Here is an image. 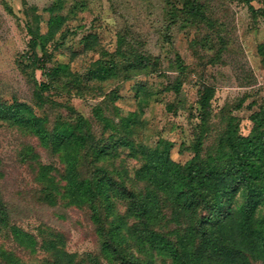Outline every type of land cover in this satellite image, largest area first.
Masks as SVG:
<instances>
[{
	"label": "rangeland",
	"instance_id": "obj_1",
	"mask_svg": "<svg viewBox=\"0 0 264 264\" xmlns=\"http://www.w3.org/2000/svg\"><path fill=\"white\" fill-rule=\"evenodd\" d=\"M201 3L205 18L184 21L177 15L171 22L168 0H0V99L15 98L43 110L48 128L64 119L75 121L81 113L96 130L94 108L119 89L114 104L122 114L134 113L136 141L156 147L169 140L172 159L182 163L192 156L182 150L184 144L200 146L203 158L223 165L240 144L264 141V0H251L255 9L248 0ZM134 50L149 57L148 67L128 68V51ZM32 51L38 63L29 59ZM114 66L116 72L99 75ZM208 89L204 120L199 102ZM40 94L49 99L42 105ZM105 110L116 121L122 116L112 105ZM29 147L43 162L57 161L30 129L0 118V192L14 220L39 236L40 227L63 232L71 252H99L86 210L49 206L34 196L39 187L35 162L22 158ZM123 159L133 175L141 161L128 149H121L122 164ZM235 191L233 200L240 206L243 187ZM258 203L262 216L264 200ZM164 224L160 219L155 228L164 229ZM0 244L14 248L28 263L45 256L22 248L4 231ZM143 258L171 263L158 251Z\"/></svg>",
	"mask_w": 264,
	"mask_h": 264
},
{
	"label": "trees",
	"instance_id": "obj_2",
	"mask_svg": "<svg viewBox=\"0 0 264 264\" xmlns=\"http://www.w3.org/2000/svg\"><path fill=\"white\" fill-rule=\"evenodd\" d=\"M168 3L171 22L177 15L184 21L205 18L201 0ZM128 54V68L148 67L146 54L136 50ZM28 57L33 63L40 61L37 51ZM116 67L103 68L99 75L106 77ZM206 94L199 102L204 120L209 89ZM120 97L119 89H114L96 105L94 117L100 125L96 130L81 113L75 121L64 119L48 128L43 110L15 98L0 99V118L30 129L57 158L43 162L33 148L26 149L23 160L35 162L32 167L37 169L34 196L49 206L86 210L100 242L99 252L79 254L67 249L63 232L46 226L36 235L14 220L0 192V231L12 235L22 248L45 253L28 263L14 248L0 244V264H153L143 255L157 251L170 256V264H264V215H257L258 202L264 200V141L240 144L223 165L203 158L200 146L184 144L182 150H190L192 156L182 163L172 159L171 141L150 147L132 137L135 115L122 114L114 104ZM48 100L40 94V105ZM110 105L122 114L118 121L106 113ZM121 149L141 161L133 175L124 159L119 162ZM240 187L244 203L236 206L233 195ZM119 200L123 211L116 206ZM160 219L164 229L155 228Z\"/></svg>",
	"mask_w": 264,
	"mask_h": 264
}]
</instances>
